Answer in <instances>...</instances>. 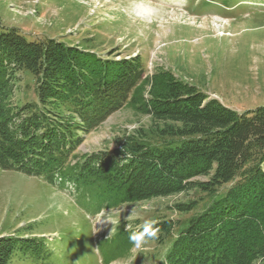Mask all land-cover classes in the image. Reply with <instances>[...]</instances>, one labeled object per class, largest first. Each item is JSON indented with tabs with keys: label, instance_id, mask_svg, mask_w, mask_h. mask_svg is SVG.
Here are the masks:
<instances>
[{
	"label": "trees",
	"instance_id": "obj_1",
	"mask_svg": "<svg viewBox=\"0 0 264 264\" xmlns=\"http://www.w3.org/2000/svg\"><path fill=\"white\" fill-rule=\"evenodd\" d=\"M22 72L34 80L35 101L19 105L12 98ZM123 107L150 117L155 127L77 156L85 136ZM0 169L41 177L61 190L69 185L96 213L201 190L209 205L175 236L171 219L154 222L156 238L170 239L156 264L264 259V106L238 113L169 69L148 74L139 55L117 59L114 51L56 38L28 41L14 27L1 30ZM142 227H122L100 240L102 264L126 258L134 248L131 232ZM17 253L42 260L48 250L35 235H0V264Z\"/></svg>",
	"mask_w": 264,
	"mask_h": 264
},
{
	"label": "rangeland",
	"instance_id": "obj_2",
	"mask_svg": "<svg viewBox=\"0 0 264 264\" xmlns=\"http://www.w3.org/2000/svg\"><path fill=\"white\" fill-rule=\"evenodd\" d=\"M8 27L28 41L56 38L103 54L114 51L117 59L139 55L148 74L169 69L238 113L264 106V0H0V31ZM17 76L13 103L35 101L33 78ZM153 127L150 117L123 107L86 135L76 154L111 149L116 136ZM210 199L191 189L96 213L75 189L0 169V235L28 233L47 246L45 259L17 253L9 264H102L101 239L161 219L174 222L175 236ZM193 201L189 212L175 209ZM161 240L134 247L111 264H156L170 244Z\"/></svg>",
	"mask_w": 264,
	"mask_h": 264
},
{
	"label": "clouds",
	"instance_id": "obj_3",
	"mask_svg": "<svg viewBox=\"0 0 264 264\" xmlns=\"http://www.w3.org/2000/svg\"><path fill=\"white\" fill-rule=\"evenodd\" d=\"M104 213L101 212L96 217V224L101 221ZM106 220V219H104ZM107 221V220H106ZM95 224V225H96ZM98 231V229H96ZM158 229L154 227L153 221H146L142 229L131 232L129 239L135 248H142L148 241L155 239L157 237Z\"/></svg>",
	"mask_w": 264,
	"mask_h": 264
}]
</instances>
